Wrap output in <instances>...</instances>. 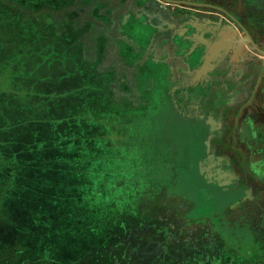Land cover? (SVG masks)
<instances>
[{"label": "rangeland", "instance_id": "374dc122", "mask_svg": "<svg viewBox=\"0 0 264 264\" xmlns=\"http://www.w3.org/2000/svg\"><path fill=\"white\" fill-rule=\"evenodd\" d=\"M152 2H156L155 7L158 8L161 4L167 9L179 10L182 14L179 24L186 28L187 34L194 33L207 40L209 38V41L200 43V47L205 49L204 54L208 53L210 45L223 38L226 43L232 42L239 46L242 41H255L256 37L264 36V0ZM24 12L18 5L19 27L22 26L21 30L26 33L24 37L27 39L16 46L25 54L32 48H41V53H45L46 67L40 70L41 62L38 58L30 60L29 69L16 66L17 87L12 78L10 89L9 83L0 78V125H4V118L5 124L10 121L8 130L12 132L7 134V138L10 137L12 144L16 142L10 150L1 148L5 152V162L9 152L17 151L18 160L26 157L23 142L37 127V124L27 127L26 120L41 118L32 117L36 113L30 105L36 100L28 90V80L41 78L40 75L45 73L51 83H58L65 89L76 87L77 91H86L85 85H94V89H97L98 85L92 81L106 84L105 74L111 68L110 71L114 73L118 70V75L128 74L130 96L135 98L136 70L132 75L127 67H119L118 64L123 62L121 57L133 62L144 54L145 60H154V50L147 53L144 51L152 40L151 28H156L154 21L147 24L149 28L137 21L125 24L129 32L138 31L135 33V41L127 38L124 40L136 47L139 44L143 49L134 54L123 41L121 56L120 52L110 50V44L116 42V33L108 37L110 41L105 43L106 49L103 52L95 51L93 37L86 33L90 27L102 22L93 19L97 25L88 23L87 14L69 13L70 19L65 23L58 19L48 20L46 15L35 11L31 14L26 12V15ZM97 14V10L92 12L94 17ZM116 15H113L109 25L113 29L121 22L115 18ZM61 25L66 26L64 34H48V28L54 30ZM217 27L220 29H214ZM236 27L244 32L247 40H242L239 33H234ZM84 43L87 47L83 48ZM103 45L104 42L99 41L98 49L102 50ZM10 55L13 60L19 58L12 49ZM8 56L0 55L2 59ZM85 58L91 62H84ZM75 61L78 65H75ZM78 67L79 75L88 81L78 82L70 73ZM60 78L65 80L59 82ZM119 80L117 85L122 80L120 76ZM114 86L111 82L106 89H113ZM59 101L64 112L57 114L60 106L56 104L47 108L51 109L48 112L52 113L50 117L66 116L71 112L70 96L63 95ZM50 117L46 115V119ZM148 124L156 127L154 122ZM57 125L50 131L61 126ZM62 132L64 128L50 133L52 139L46 143V152L27 148L31 160V168L26 174L27 187L24 179L18 177L14 185L11 175L14 168L19 169L18 161L16 164H0L2 175H7L0 180V264H29L28 254L39 264H264V177L257 179L251 174L249 168L254 164L248 163L247 168L239 164L245 170L242 181L247 185L242 193L226 195L224 200L209 196L206 204L202 196L197 194L196 199L202 201L198 205L200 202L194 201L189 193L196 185L191 180L193 172L186 162H176L172 151L174 140H158L164 146L161 144L150 148V153L161 155L165 163H157V179L150 178L137 184L131 181L130 172H121L124 160L115 155V150L111 149L104 154L109 161L101 160L100 153V160H97L95 152L87 149L89 141H54ZM48 135L46 132V137ZM123 136L122 139L125 138ZM7 138L0 135V142ZM69 145L74 148L71 149ZM148 145L147 151L150 147ZM238 151L236 154L245 155L243 149L238 148ZM176 170L177 179L174 177ZM121 180L126 184L119 186ZM177 183L178 196L174 195L171 201L167 195L170 190L176 192L174 187ZM253 185H258V193L253 194ZM240 199L242 205L235 211L236 216L231 212V215L225 213L224 216L217 209L221 202L235 206ZM224 217L244 222H224ZM210 218L214 222H209Z\"/></svg>", "mask_w": 264, "mask_h": 264}, {"label": "crops", "instance_id": "0c3cea01", "mask_svg": "<svg viewBox=\"0 0 264 264\" xmlns=\"http://www.w3.org/2000/svg\"><path fill=\"white\" fill-rule=\"evenodd\" d=\"M155 3L152 0H0V19H7L10 23L11 16L15 18L17 15L18 5L22 11L30 14L35 11L34 13L46 15L48 20L58 19L59 22L65 23L70 19L69 13L87 14L88 23L96 24L93 19L102 22L95 27H90L86 33L93 37L95 51L103 52L106 49L105 43L108 44L110 41L108 37L116 33L118 34L115 38L116 42L110 44V50L120 52V55L123 52L124 39L135 41V33L138 31L134 30L126 35L124 25L132 20L145 21L147 24L154 21L157 30L151 34L152 40L144 50L146 53L154 50V60L147 61L139 58L129 62L121 55L123 64H118L119 67L124 66L130 69L132 75L136 70V87L134 88L137 91L136 97L130 96L131 87L127 73L118 75L116 73L118 70H115V73L110 71L111 68L107 70L106 84L101 85L96 101L100 109L105 106L107 117L90 120L87 128L91 133L87 135L88 139L81 141H89L90 144L86 146L95 152L94 155L103 154L113 149L116 144L120 149L127 150L134 145H140L144 149L148 142L141 141V137L138 141L130 140L131 134L128 135V133L135 136L140 133L145 135L150 129L151 132L156 133V138L161 135L165 140L175 141L172 151L177 159H175L176 162H186L189 170L193 172L191 180L196 185L190 189L189 193L194 201L200 202L196 199L197 194L202 196L206 204L209 196H217L224 200L226 195L242 193L247 185L242 181L245 170L242 166L239 167V164H244L246 168L248 163L254 164L249 168L251 174H254L257 179L264 177V36L256 37L255 41L252 39L242 41L243 43L239 46L233 45L232 42L226 43L227 41L225 42L223 38L210 45L207 49L208 53L204 54L205 49L200 47V43L209 41V38L207 40L197 34H187L186 28L179 24L182 18L179 10L167 9L161 4L158 8V6L155 7ZM94 10L98 13L96 17L92 16ZM26 12H24L25 15ZM113 15L121 20V24L119 23L115 29L109 26ZM65 30L66 26L62 25L54 30L48 28L49 33L55 36L64 34ZM234 33H239L242 40H247L241 29L236 27ZM3 36L10 41L9 32H4ZM99 41L104 42L102 50L98 49ZM125 43L130 46L131 51L142 52L141 45L136 44L138 46L136 47L128 41ZM82 45L83 48L87 47L85 43ZM86 59L84 62H91ZM6 73L0 69V78L9 83ZM119 76L126 86L125 90L117 89ZM111 82L115 84L114 88L106 89ZM150 91L153 92L149 94ZM80 93L84 95L86 92ZM148 98L152 100L151 105L158 111L150 112L149 116L145 115L147 112H138L133 119L129 118L130 115L124 114V110L139 109ZM142 106L145 107L146 103ZM119 117L122 118V123H120L121 120L118 121ZM3 121L4 125H0V134L9 133L10 121L8 120V124H5V118ZM131 122L135 123L132 130ZM148 122H154L156 127L153 128ZM143 125L148 128L146 129ZM116 129L126 130V139H129L124 143L115 142L113 137ZM77 141L73 142L77 143ZM157 144L163 145L161 142ZM6 145L11 146L9 141L0 142V164L11 162L16 164V152H9L5 162V152L1 148H5ZM238 148L243 149L245 155L236 154L239 152ZM181 155L184 156L183 159ZM149 157L159 163H165L161 155ZM96 159L99 160V157L96 156ZM30 162V159L25 160L24 171L20 172V175L13 170L14 173L11 176L14 185L17 182L15 178L18 177L24 179L25 187H27L26 174L31 168ZM158 173L159 171L156 175ZM5 177L7 175L5 173L2 175L0 170V180ZM160 177L162 178V174ZM174 177L178 178V170L175 171ZM256 186L253 185V194L259 192L258 185ZM177 187L178 183L174 187L176 192L170 190L167 195L171 201L174 195L178 196ZM14 194L15 192L12 197ZM241 205V199L235 206H228L225 202H221L217 209L223 215L234 213L236 216L235 211ZM211 219L207 220L214 222ZM239 220L237 218L232 220L229 217L224 222H240ZM27 257L28 259L30 257L29 264H39L30 254Z\"/></svg>", "mask_w": 264, "mask_h": 264}, {"label": "trees", "instance_id": "16d2710c", "mask_svg": "<svg viewBox=\"0 0 264 264\" xmlns=\"http://www.w3.org/2000/svg\"><path fill=\"white\" fill-rule=\"evenodd\" d=\"M2 23L3 26H2ZM20 21H18V17L17 15L15 16V18H13L11 16V22L8 23L7 19H0V44L2 45V47L0 48V55L5 56L6 54H8V58H1L0 57V69H2V71L7 72L6 75L9 77V85L8 88L10 89L11 87V80L13 78L15 83V86L17 87V75L15 74L16 71V66L18 68H30L31 66H28L32 60L34 61L35 58H38V61L41 62V67L40 70L43 69V67H46V57L44 56L45 53L42 52L41 53V48L37 47L35 48V50L32 48V50H30L29 53L26 52L25 53H21L20 49L17 48L16 45H19L18 43H21L22 41H26V37L24 32H22V26L19 27L20 25ZM5 30V31H4ZM8 33L11 34V39L10 41L6 40V38L3 36V33ZM15 32V33H13ZM2 33V34H1ZM49 35H52L48 32ZM14 44V45H13ZM12 46V47H11ZM42 47V46H41ZM43 48V47H42ZM11 49L17 53L18 55V60L16 59H11ZM44 49V48H43ZM7 52V53H6ZM22 54V55H20ZM34 57V58H33ZM40 57V58H39ZM16 58V56H15ZM12 60V61H11ZM31 60V61H30ZM6 61L8 62V64L6 65ZM18 61V62H17ZM2 62H5V64H3ZM75 65H78V63H75ZM26 70V69H25ZM43 71V70H42ZM11 72L13 74V77H11ZM61 72V71H59ZM80 68L78 67L76 69V71L74 72H70L74 78L80 82V81H88V80H84L80 75ZM36 74H34L33 77H35ZM63 75V74H62ZM41 78L39 77L38 79H35L32 81L28 80V90L29 92H32V98L33 96L35 97L36 102L30 105V108L36 113L33 114L32 117H39L41 116V118L33 120V119H29L26 120L27 121V127H31L33 125L37 124V127L35 128L34 132L27 138V140H25L24 143V152L26 153V157L22 158L21 160L17 159V164L19 166V169L14 168L13 170H16V172L19 173L24 171V165H25V160L30 159V155L26 152L27 148L31 147V151L36 150V152L44 150L46 152V143L48 141H50L52 139V137H50V133H52L53 131L59 130L60 128H64V132H62V134L60 133L59 137L57 138V140L54 141H60V140H68V141H81V140H86L88 139V134L91 133V131L87 128L90 125V120H95L98 119L100 120L102 117L106 118L107 117V111L105 109V106H103V109H100L101 107H99V105L97 106L96 101H97V93L101 90V85L98 84L99 81L94 82L92 81L96 86L97 89H94V85H90V86H86L85 85V89L86 91H77L75 90L76 87H70L68 89H65L63 87H61L58 83H51L49 78L46 77L45 73H43V75H40ZM23 77V75H22ZM26 77V76H24ZM25 79V84H26V78ZM59 82L64 81L65 79L60 78L58 79ZM19 82H21V80H19ZM92 84V83H91ZM84 88V87H83ZM80 92H86L84 95H82V93ZM63 95L65 96H70V98H72V101H69V110L71 112H66L67 115L66 116H55V117H50V114L52 113H48L51 109H47L48 107L51 106H55L56 104H58V106H62V103L59 101L61 100V98L63 97ZM82 95V96H81ZM81 96V97H80ZM1 106V104H0ZM60 108L57 110V112H53V113H62L64 112L63 108ZM10 112V111H8ZM6 114V113H5ZM46 115H48L50 118L46 119ZM61 115V114H59ZM120 116V115H119ZM120 118V117H119ZM57 124H60L61 126L58 127L57 129L50 131L52 127L54 126H58ZM66 126L68 128H66ZM71 127V128H70ZM143 127H145L146 129L148 128V126L143 125ZM142 131V130H141ZM140 131V132H141ZM12 131H10L9 133L11 134ZM46 132L49 134L46 137ZM9 133H1L0 135H3L4 138H7V134ZM141 134V133H140ZM134 135L131 134L130 140L134 139V140H139L141 137V141L142 140H146L147 142V147H145L144 149L142 147H140V145H134L132 147H130V149L126 150L124 148L123 152H120V147L117 146V144L115 145V147L113 148V150H115V155H119L121 156L122 160H124V165L123 168L121 170V172L125 173V172H130V177H131V181L134 183H141L143 181H147V179L150 178H154L157 179L155 177H157L158 175H156L157 173V169L156 167L157 165V161H155L153 158L149 157V156H153L156 154L150 153V148L157 146L159 143L158 140H162L164 138H162V136L160 135V137L158 136V138H156V133L155 132H151L150 129H148V131L146 132L145 135ZM39 135H41V137H39ZM2 141H9L11 145L16 144V142H14L13 144L11 143V139L10 137L7 139H4ZM1 141V142H2ZM156 142V143H155ZM30 144L34 147L37 148H33L32 146H30ZM148 144H150V147L147 151L148 148ZM71 146L70 148H74L73 145H69ZM10 145H6L5 148H9L10 150ZM15 149V148H14ZM38 149V150H37ZM87 149H89V146L87 147ZM8 150V151H9ZM119 150V151H117ZM17 152V151H15ZM120 152V153H119ZM107 153V152H105ZM105 153H103L101 155V160H107L109 161L108 158H105L106 155H104ZM18 155V153H16ZM101 154V153H100ZM147 155V156H145ZM99 155H95V157ZM100 160V159H99ZM161 167V166H160ZM152 174H148L151 173ZM127 182V181H126ZM120 185H125L123 180H121Z\"/></svg>", "mask_w": 264, "mask_h": 264}, {"label": "flooded vegetation", "instance_id": "af4514ba", "mask_svg": "<svg viewBox=\"0 0 264 264\" xmlns=\"http://www.w3.org/2000/svg\"><path fill=\"white\" fill-rule=\"evenodd\" d=\"M137 20H132L131 22L133 23V22H136ZM137 22H139V21H137ZM141 22V24H143V25H145V26H148V28L150 27V25H147V23L145 22V21H140ZM127 24V23H126ZM124 30H126L127 31V34L126 35H128V32H129V30L127 29V27H125V25H124ZM152 29V33H154L155 32V30H157L156 28H151ZM214 29H218V27L217 28H214ZM192 35H194V33L192 34ZM125 43V42H124ZM124 43H123V45H124ZM134 52V51H133ZM134 54H135V52H134ZM143 55L144 54H142L139 58H140V60H145V57H143ZM137 60H139V59H137ZM128 79V78H127ZM123 81V80H122ZM120 82V83H118V85H117V89H119V90H125L126 89V86L124 85V82ZM128 81H129V79H128ZM144 103H146V106L144 107V106H142ZM141 106H140V108L139 109H135V108H132V109H129V110H124V114H126V115H130L131 117H129L130 119H133L134 117L133 116H136V114H138V112H147L145 115H151V113L150 112H153V111H158L157 110V108L155 107V106H152L151 105V103H152V100L150 99V98H148V100H146V102H144ZM133 109H135V110H133ZM144 113H139V114H141V115H143ZM122 118H119V120L118 121H120ZM134 120H136V119H134ZM133 120V121H134ZM120 123H122V120L120 121ZM122 125V124H121ZM130 128H131V130H132V126H134L135 125V123H133V122H131L130 123ZM125 127V126H124ZM126 128V127H125ZM120 131H123V133H120V134H118L117 132H120ZM113 132V131H112ZM116 134H114V141L115 142H118V143H124L125 142V140H126V138L127 137H125V136H123V135H126L125 133H127L126 132V130H123V129H116ZM111 134H113V133H111ZM130 134H132V133H128V135H130ZM122 136L123 137H125V138H123L122 139ZM120 139H122V140H120Z\"/></svg>", "mask_w": 264, "mask_h": 264}]
</instances>
